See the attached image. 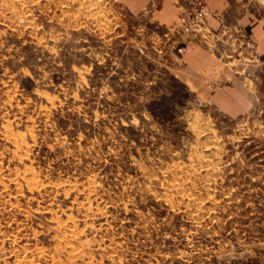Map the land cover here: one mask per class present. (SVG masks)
Wrapping results in <instances>:
<instances>
[{
    "label": "rangeland",
    "instance_id": "obj_1",
    "mask_svg": "<svg viewBox=\"0 0 264 264\" xmlns=\"http://www.w3.org/2000/svg\"><path fill=\"white\" fill-rule=\"evenodd\" d=\"M174 25L0 0V264H264V42L196 43L241 93L193 88Z\"/></svg>",
    "mask_w": 264,
    "mask_h": 264
},
{
    "label": "crops",
    "instance_id": "obj_2",
    "mask_svg": "<svg viewBox=\"0 0 264 264\" xmlns=\"http://www.w3.org/2000/svg\"><path fill=\"white\" fill-rule=\"evenodd\" d=\"M123 1L129 11L163 28L175 24L188 4V0ZM208 6L210 10L207 18L208 40L225 36V41L242 44L245 38H249L255 41L260 49L264 42V24L259 20L252 21L251 13L243 0H208ZM219 27H225L227 30L219 31ZM205 45L195 43L186 53L184 64L179 71L183 79H186L193 88H226L225 91L241 93L237 89L241 88V84L232 80V70L225 65L221 56H212L214 51Z\"/></svg>",
    "mask_w": 264,
    "mask_h": 264
},
{
    "label": "built area",
    "instance_id": "obj_3",
    "mask_svg": "<svg viewBox=\"0 0 264 264\" xmlns=\"http://www.w3.org/2000/svg\"><path fill=\"white\" fill-rule=\"evenodd\" d=\"M208 0H188L185 9L179 15L175 23V31L183 36V41L175 47V54L182 56L190 42L206 43L208 40L207 17L209 15ZM248 39V38H247ZM247 48H255L256 42L247 40L245 43Z\"/></svg>",
    "mask_w": 264,
    "mask_h": 264
}]
</instances>
